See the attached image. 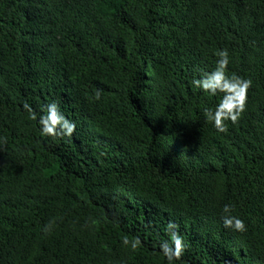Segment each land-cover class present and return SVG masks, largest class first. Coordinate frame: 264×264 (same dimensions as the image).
<instances>
[{
  "label": "trees",
  "instance_id": "16d2710c",
  "mask_svg": "<svg viewBox=\"0 0 264 264\" xmlns=\"http://www.w3.org/2000/svg\"><path fill=\"white\" fill-rule=\"evenodd\" d=\"M220 48L253 81L227 132L190 83ZM24 100L75 133L42 137ZM0 137V264H167L170 220L175 264H264V0H0Z\"/></svg>",
  "mask_w": 264,
  "mask_h": 264
},
{
  "label": "clouds",
  "instance_id": "9594fccd",
  "mask_svg": "<svg viewBox=\"0 0 264 264\" xmlns=\"http://www.w3.org/2000/svg\"><path fill=\"white\" fill-rule=\"evenodd\" d=\"M215 55L218 59L215 66L210 70H205L203 75L193 77L191 85L198 90H203L213 97H218L217 103L212 107L203 109L205 118L210 121L213 127L219 132H227L228 122L236 123L247 107L248 90L253 81L250 77H244L236 72L229 73L230 53L227 48L217 49ZM101 95L97 90L96 97ZM22 108L30 114L31 119L39 124L42 137H71L76 129L77 122L68 118L62 111L58 102L52 100L40 106L37 111L27 100L22 101ZM7 137H0V141H6ZM234 203H225L221 209V220L224 227L243 233L247 231V224L244 218L234 214ZM54 221L47 222L42 231L49 233L52 231ZM180 225L175 221H169L167 230L169 239L159 243V249L167 264H175L183 256L187 244L183 235L179 231ZM123 245H130L135 251L141 244V238L136 236L129 238L125 236Z\"/></svg>",
  "mask_w": 264,
  "mask_h": 264
}]
</instances>
